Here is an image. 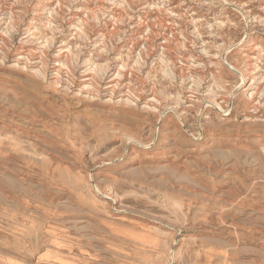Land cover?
I'll use <instances>...</instances> for the list:
<instances>
[{"label":"rangeland","instance_id":"374dc122","mask_svg":"<svg viewBox=\"0 0 264 264\" xmlns=\"http://www.w3.org/2000/svg\"><path fill=\"white\" fill-rule=\"evenodd\" d=\"M0 264H264V0H0Z\"/></svg>","mask_w":264,"mask_h":264},{"label":"bare ground","instance_id":"6f19581e","mask_svg":"<svg viewBox=\"0 0 264 264\" xmlns=\"http://www.w3.org/2000/svg\"><path fill=\"white\" fill-rule=\"evenodd\" d=\"M206 139V138H205Z\"/></svg>","mask_w":264,"mask_h":264}]
</instances>
